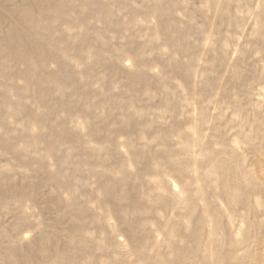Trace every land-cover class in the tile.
<instances>
[{
  "label": "rangeland",
  "instance_id": "374dc122",
  "mask_svg": "<svg viewBox=\"0 0 264 264\" xmlns=\"http://www.w3.org/2000/svg\"><path fill=\"white\" fill-rule=\"evenodd\" d=\"M0 264H264V0H0Z\"/></svg>",
  "mask_w": 264,
  "mask_h": 264
},
{
  "label": "bare ground",
  "instance_id": "6f19581e",
  "mask_svg": "<svg viewBox=\"0 0 264 264\" xmlns=\"http://www.w3.org/2000/svg\"><path fill=\"white\" fill-rule=\"evenodd\" d=\"M262 127V126H261ZM23 224V223H22ZM27 225V224H26ZM14 229V228H13ZM211 247V246H210ZM30 257V256H29ZM26 262V261H25Z\"/></svg>",
  "mask_w": 264,
  "mask_h": 264
}]
</instances>
